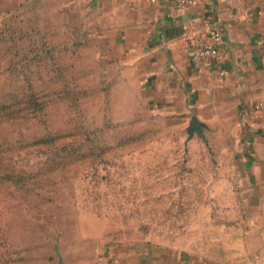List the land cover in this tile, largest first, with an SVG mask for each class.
Here are the masks:
<instances>
[{
    "label": "rangeland",
    "instance_id": "rangeland-1",
    "mask_svg": "<svg viewBox=\"0 0 264 264\" xmlns=\"http://www.w3.org/2000/svg\"><path fill=\"white\" fill-rule=\"evenodd\" d=\"M79 11L0 0V176L23 175L0 185V264H98L137 242L241 248L240 192L217 187L234 179L214 172L229 163L214 131L190 138L194 113L185 124L149 106Z\"/></svg>",
    "mask_w": 264,
    "mask_h": 264
},
{
    "label": "crops",
    "instance_id": "crops-1",
    "mask_svg": "<svg viewBox=\"0 0 264 264\" xmlns=\"http://www.w3.org/2000/svg\"><path fill=\"white\" fill-rule=\"evenodd\" d=\"M55 5L66 13L80 9L91 42L125 64L133 85L150 96L149 106L167 108L185 124L194 113L205 132L214 131L222 150L217 155L229 161L214 172L234 179H220L217 187L240 192L234 204L246 225L238 250L209 256L137 242L103 250L98 263L264 264V115L253 116L248 107L264 96V0H198L185 10L173 0H53ZM194 16L209 18L226 49L215 67L202 72L186 50L184 26ZM205 111L214 118L204 119Z\"/></svg>",
    "mask_w": 264,
    "mask_h": 264
},
{
    "label": "built area",
    "instance_id": "built-area-1",
    "mask_svg": "<svg viewBox=\"0 0 264 264\" xmlns=\"http://www.w3.org/2000/svg\"><path fill=\"white\" fill-rule=\"evenodd\" d=\"M180 10L194 8L198 0H173ZM185 35L188 38L186 50L198 71L212 69L226 52L222 32L211 27V21L205 16H194L184 26ZM262 43V42H261ZM226 70H219V76L223 78ZM249 112L253 116L264 115V96L249 104ZM98 264H122L119 260H110Z\"/></svg>",
    "mask_w": 264,
    "mask_h": 264
},
{
    "label": "trees",
    "instance_id": "trees-1",
    "mask_svg": "<svg viewBox=\"0 0 264 264\" xmlns=\"http://www.w3.org/2000/svg\"><path fill=\"white\" fill-rule=\"evenodd\" d=\"M41 47H45V42L41 45ZM43 109V107H42ZM0 119H1V116H0ZM51 137L50 136H44L42 138H40L38 141L41 142V143H48V142H51ZM22 174H19L18 172L16 171H13L12 169L8 168L6 171H5V177H1L0 176V185H6V184H9V185H13V186H19L21 185V178H22ZM20 182V183H19Z\"/></svg>",
    "mask_w": 264,
    "mask_h": 264
},
{
    "label": "water",
    "instance_id": "water-1",
    "mask_svg": "<svg viewBox=\"0 0 264 264\" xmlns=\"http://www.w3.org/2000/svg\"><path fill=\"white\" fill-rule=\"evenodd\" d=\"M187 132L190 138H192L195 134L201 135L203 133V124L198 120L196 116L192 117Z\"/></svg>",
    "mask_w": 264,
    "mask_h": 264
}]
</instances>
